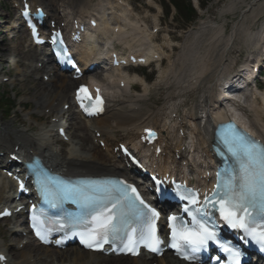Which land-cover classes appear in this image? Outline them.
<instances>
[{
    "label": "snow or ice",
    "instance_id": "6c2138e0",
    "mask_svg": "<svg viewBox=\"0 0 264 264\" xmlns=\"http://www.w3.org/2000/svg\"><path fill=\"white\" fill-rule=\"evenodd\" d=\"M36 14L39 15V11ZM22 16L28 18L26 22L35 42L44 43L30 18L27 3ZM51 43L59 62L71 65L79 75L80 69L59 33L52 34ZM75 100L88 116L105 110V98L98 86L93 96L89 86L81 84L75 91ZM144 132V140L156 139L152 129L146 128ZM121 148L131 156L123 145ZM214 151L222 158L224 166L217 171L214 186L205 191L202 198L198 190L174 181L175 187L169 192L163 187L165 181L152 177L161 198L174 196L183 202L179 214L167 216V241L159 233L161 213L144 199L135 184L110 176L65 177L53 173L38 158L28 164L42 201V206H32L31 228L45 244L50 242L53 232H62L63 237L55 241L58 245L75 237L92 251L133 256L138 255L142 247L157 254H162L166 247L190 262L199 261L201 254L214 246L226 256V259L219 255L211 257L216 264H242L245 252L241 245L251 244L264 253V140L230 121L219 129ZM132 160L138 163L135 157ZM20 188L25 189L22 182ZM69 204L75 206L74 209L66 207ZM50 209H55L56 214H50ZM0 215L10 213L0 212ZM221 224L237 234L240 245L221 238ZM5 259L0 254V261Z\"/></svg>",
    "mask_w": 264,
    "mask_h": 264
},
{
    "label": "bare ground",
    "instance_id": "6f19581e",
    "mask_svg": "<svg viewBox=\"0 0 264 264\" xmlns=\"http://www.w3.org/2000/svg\"><path fill=\"white\" fill-rule=\"evenodd\" d=\"M41 1L46 2L49 10H52L54 15L57 11L56 17L64 22H66L70 16L73 19H85L100 12L102 30L100 31L98 28H95L93 32L87 36L96 35V33L105 35L110 42L115 40L122 43V48L125 50L132 49L133 46L136 45L138 36H141L142 33L145 34V32L141 31L138 27L139 19L134 13L130 14L131 33L129 35L126 34L124 15L126 11L125 0H97L96 2H93V0ZM147 1L148 3L151 2V0ZM239 1L243 2V0ZM112 5H116L118 10L116 14L110 12L111 15L108 17L107 11H110ZM252 6V8L249 7L248 10L245 11V13L249 11V15L252 18L264 11V5L257 4L256 1ZM236 7H239L238 2L231 1L226 5V10H234ZM243 17L245 19L246 15L244 14ZM110 20H114L115 23L110 24ZM3 22L6 27L8 22L5 19H3ZM239 28H244V33L247 34L248 27L241 24ZM223 30L224 28L214 23L206 22L198 24L193 31L185 36L184 42L180 46V52L175 57V61L179 65V70L177 71L178 74L174 70L173 62L168 65L166 70L160 72L161 78L158 80V85H162L163 88H166L165 85H167L169 80L172 79L175 84L181 85V93H183V90L185 89H187V91L191 90L198 95L201 93V96L198 97V104L195 107L197 108L196 114H183L182 119L176 117V114H174L177 105L176 99L180 100L182 97L181 95L172 97L168 101L171 102L166 107H169V114L164 111V104L161 105L162 109L159 108L161 110H150L151 104L146 103L148 89L141 78L137 79L141 84V92L136 95H131L127 92L126 88L119 89L115 87L112 84L113 77H108L106 90L109 106L107 115L94 122L95 127L100 128L105 139L112 137L111 127L114 129L121 128L122 131H125V140L131 144L138 139L143 128L153 126L157 127L159 134H161L159 142L163 145L165 156L178 157L179 160L184 161L187 152L192 148L201 154H208L210 144L208 138L211 134V126L218 121V116L229 117L231 114L230 108H220L224 107V103L214 101V98H217V93L223 92L221 85L216 83L217 79L226 76L230 71L229 68L231 67V63L225 64L224 62L227 60L226 56L229 46L235 41L237 35V23L234 24L227 37ZM262 36L263 35H260L259 37L262 38ZM248 37L249 40H252L251 35ZM145 39H148L147 35H145ZM105 41L107 42V40ZM85 45L88 44L85 42ZM94 48L95 46L92 44L89 50L93 51ZM13 56L17 59L16 64L22 63L23 65L24 61H26L27 72V70L33 66L32 63H36L39 55L36 54L32 48H29V52L27 53L14 49ZM116 72L120 75L119 70H116ZM108 75H110V72H107V76ZM125 78L127 79V83L134 79L129 77ZM53 80L54 84L51 85L50 88H48L49 84L44 85L43 83V88L40 90L37 89L36 86L33 87L34 92L39 91V100L36 102L35 109L40 112L42 110L43 113L45 110H48V112L53 111L54 118H57L60 113L57 109V104L58 102L67 99L68 92L70 91L73 82L58 76L54 77ZM50 82L52 83V81ZM232 92H235L232 94L233 97L238 100L241 99V93H236L238 90L234 89ZM193 97L194 96H192V98ZM166 99L167 98H165V100ZM248 106V110L251 111L250 113L254 112L255 123L251 124L252 127L259 135L264 136V96L260 99L259 104L252 99L248 103ZM213 108L221 110L218 111L219 113H216L213 112ZM144 110H146L149 115H146L143 112ZM159 114L162 115V119L153 122L152 120L157 118ZM172 115H174V119L172 118ZM195 115L199 117H196ZM203 119L204 123H201ZM38 126V131L35 134L28 135L15 130L12 132L9 130V125L0 122V149H6L8 144L13 142L15 145L20 146V149L23 150L24 154L32 152L34 154L45 156L52 160V162L61 169L74 173L81 172L84 174H97L123 172L122 166L115 156L108 154V157L111 159L109 161L105 159L104 161L103 159H99L97 155H101V152H98L99 150H96L92 145L91 148L93 150L90 148L88 150L86 149V144L83 142V140L85 141L86 133L81 136L78 134L80 140L79 143L81 144L78 153H72L70 157L65 156L62 158H59L57 154L52 155L48 151L50 149L48 144H51L49 143L48 138L50 128L41 127L40 124ZM179 132H181V134ZM11 134H15L13 135V138H11ZM174 162H176L175 159ZM8 184L11 185L10 180H8ZM28 247L26 246V248ZM35 247L39 248L38 246ZM42 249L50 252L46 247ZM55 253L58 254V256L60 255V252L55 251ZM30 256L31 255L28 251L22 252L18 264L35 263L30 261ZM81 256L82 253L78 251L69 254V257L72 258V262L69 263L77 264L76 261H79ZM45 257H49L47 253ZM60 257L65 258L63 255ZM136 260L137 259H134L133 261ZM54 262L58 264V260H54Z\"/></svg>",
    "mask_w": 264,
    "mask_h": 264
},
{
    "label": "rangeland",
    "instance_id": "374dc122",
    "mask_svg": "<svg viewBox=\"0 0 264 264\" xmlns=\"http://www.w3.org/2000/svg\"><path fill=\"white\" fill-rule=\"evenodd\" d=\"M128 1L131 3V6L135 9V11H137L138 13L142 14V13L145 12V9L146 8H145V6L143 4L144 0H128ZM198 1H199V4H200V9L197 12V19L193 23H197L199 20H201V21H206V22H217L218 24H221V23H223L225 21V25H226L225 26V33L228 34L231 31V28H232L231 25H232V23L236 19L237 20L240 19V16L237 18V14L230 15L228 17L227 16L228 13H225L224 14L225 17H222L221 16V14L223 13L222 6L228 0H214V1H212V0H198ZM248 3H250V0H245V3L242 4L241 7L242 8H245ZM149 10L152 11V9H149ZM152 12H154V11H152ZM0 15L1 16H4V17L6 15H8L9 16V19L12 18L13 13H12V10L9 9L8 4L1 3L0 2ZM262 18H260V20L258 22L259 27L261 25ZM232 20H233V22H231ZM228 22H231V23H228ZM175 23H176L177 27H179V26L180 27H183V26L186 25V23H184L182 19H179V21H176L175 20ZM12 25H14V24L12 23ZM147 25L148 26H151L149 19H147ZM249 27H250V34L253 33V35H254L256 33V31L254 30L253 25L250 24ZM183 37H184V35L181 36L179 39L177 37L178 43H180V44L182 43ZM240 37H241V39L238 40L237 42H235L231 46V48L229 49V56L230 57H234V54L232 53L233 49H236L239 52H241V55L242 56L243 55L244 56H247L248 54H251L253 52V44H252V42L249 41V40H247V39H243L242 32H241ZM24 38L25 37L23 35V38H22L23 40L21 42V46L22 47H24V41H25ZM7 46L9 48H13V47L17 46V43L16 42H10V41H8L7 42ZM177 53H179V50L178 49L175 50V51H173V52H171L170 53V56L171 57L172 56H176ZM163 69H164V67H163ZM8 70H11V68L8 67L7 69H5V71H8ZM158 76H159V74H158ZM30 79L31 80H34V77L31 76ZM19 81H20V78H18V81H16L14 83L13 89H11V86L0 85V91H3L4 93L12 92V94L15 95L16 99L19 96L20 97L24 96L26 94L25 91H27V90L26 89H23L22 90L20 88ZM157 82L158 81H156L154 79L151 82V84H152V92H153V97L151 98V102H152L151 104H153V106L159 104L161 101H164V95H165V94H163L164 93V89L162 87H159L157 85ZM30 87H31V84L28 83L27 84V88H30ZM190 95L198 96L195 93H190ZM33 107H34V105L32 103H29L28 111H30ZM17 109H19V108H16V110ZM15 111L10 116L5 117L6 122L10 124V128H13V129L17 128L19 130H26L27 131V134H30V130L28 129V126H27L28 123L24 121L25 124L23 126L21 124V122H22V114H19L18 112H15ZM18 119L20 120V122L17 121ZM87 140L89 141L88 138H87ZM9 227H10L9 224L1 223L0 224V235H2V234H8L9 237H10V240H12L14 238V236H13V234L11 235V234L8 233L9 231H7V230L9 229Z\"/></svg>",
    "mask_w": 264,
    "mask_h": 264
}]
</instances>
